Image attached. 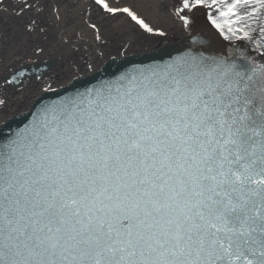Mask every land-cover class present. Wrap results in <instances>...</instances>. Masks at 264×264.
<instances>
[{
	"label": "snow or ice",
	"instance_id": "6c2138e0",
	"mask_svg": "<svg viewBox=\"0 0 264 264\" xmlns=\"http://www.w3.org/2000/svg\"><path fill=\"white\" fill-rule=\"evenodd\" d=\"M175 12L264 52V0ZM42 111L0 144V264H264V65L246 52L134 69Z\"/></svg>",
	"mask_w": 264,
	"mask_h": 264
},
{
	"label": "bare ground",
	"instance_id": "6f19581e",
	"mask_svg": "<svg viewBox=\"0 0 264 264\" xmlns=\"http://www.w3.org/2000/svg\"><path fill=\"white\" fill-rule=\"evenodd\" d=\"M108 2L113 7H129L159 29L160 4L178 0ZM155 42L158 35L145 32L125 14L104 12L95 0H0V100L4 101L0 119L25 108L37 91L59 85L74 73L87 72L80 68V59L92 67L107 54ZM38 46L41 50L37 52L34 48ZM50 55L56 60L42 71L40 79L28 75L13 86L3 83L14 68Z\"/></svg>",
	"mask_w": 264,
	"mask_h": 264
},
{
	"label": "water",
	"instance_id": "95a60500",
	"mask_svg": "<svg viewBox=\"0 0 264 264\" xmlns=\"http://www.w3.org/2000/svg\"><path fill=\"white\" fill-rule=\"evenodd\" d=\"M176 5L177 3L160 4L158 30L164 31L165 35H158V42L124 52L107 54L90 68L91 70H95L96 68H98L96 71L86 75L76 76L72 80L67 82L65 85L60 86L58 88L45 90L41 93V90L37 91L35 95H37L38 93L40 94L35 97V99L27 110L12 115L6 120H4L2 123H0V144H6L8 142L5 137L29 135L32 132V124L37 119H45V115L42 111L45 106H60L62 101L66 100L69 97L76 96L78 92H84L86 88H99L102 85L107 84L109 81H112L114 78L124 72H131L134 69L149 67L162 69L166 63H170L174 59L179 60L181 57H185L182 56L179 51L183 50V46H181L180 44H182L186 36H190L192 32L189 27L184 26L183 22L179 19V16L176 14ZM203 29V26L199 27V31L204 34ZM168 42L177 43L176 45L178 46L176 48L178 49L174 50L173 47L169 46L158 48ZM212 46L213 45H208L210 49L213 48ZM192 47L194 48V51L190 50L191 54H188L187 56L192 55L193 52H195L197 55H202L207 58L219 57L217 53H214L215 55H211V52L209 51L208 47H204L201 52L195 50L196 47H202L200 45H197L195 42L192 43ZM227 56L230 57L232 56V54H228ZM242 56L238 55V57ZM247 56L259 58L257 54L248 53ZM112 57L123 58L111 59ZM41 67L42 65L29 66L27 69H21L19 74L21 73V71H37ZM68 79L69 78L64 81L66 82ZM10 80L16 82L15 75H11ZM52 116V112H49L47 114L48 119H52Z\"/></svg>",
	"mask_w": 264,
	"mask_h": 264
},
{
	"label": "rangeland",
	"instance_id": "374dc122",
	"mask_svg": "<svg viewBox=\"0 0 264 264\" xmlns=\"http://www.w3.org/2000/svg\"><path fill=\"white\" fill-rule=\"evenodd\" d=\"M51 7V5H49V8ZM113 36H115V35H113ZM119 37H121V35H118V36H116V39H118ZM113 38V37H112ZM114 41H115V38H114ZM117 41V40H116ZM37 52L39 51V50H41V47L40 46H38L37 48H34ZM43 52V50L41 51V53ZM53 53H55V52H53ZM55 55H50V56H47V58L46 59H42V61L43 62H46V64L49 66V65H53V63L55 62ZM80 63H81V66H80V68L82 67L83 68V70L85 69V70H89L90 68H91V66H89V64H86V63H84L83 61H81V59H80V61H79ZM81 68V69H82ZM82 71V70H81ZM3 83H6L7 85H9L10 86V84L7 82V80L5 79V77H3ZM13 86V85H12Z\"/></svg>",
	"mask_w": 264,
	"mask_h": 264
}]
</instances>
